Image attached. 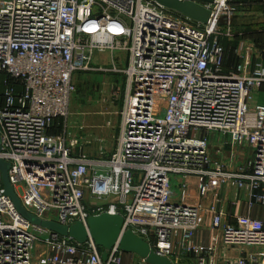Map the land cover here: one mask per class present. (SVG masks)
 Wrapping results in <instances>:
<instances>
[{
	"label": "built area",
	"instance_id": "2783aa9c",
	"mask_svg": "<svg viewBox=\"0 0 264 264\" xmlns=\"http://www.w3.org/2000/svg\"><path fill=\"white\" fill-rule=\"evenodd\" d=\"M201 5L208 24L154 0H0V159L28 213L87 229L93 216L121 215L123 232L172 264H264L254 215L264 208V104H253L264 65L241 40L227 67L221 40L234 38L244 0ZM116 52L127 53L118 143L108 160H91L87 135L68 122L73 80L104 70L97 53ZM211 134L226 139L227 161L212 158ZM193 191L206 203L189 202ZM244 205L248 215L233 213ZM204 217L207 245L197 240ZM108 253L105 262L91 237L79 244L24 218L0 172V264H123L119 247Z\"/></svg>",
	"mask_w": 264,
	"mask_h": 264
},
{
	"label": "rangeland",
	"instance_id": "374dc122",
	"mask_svg": "<svg viewBox=\"0 0 264 264\" xmlns=\"http://www.w3.org/2000/svg\"><path fill=\"white\" fill-rule=\"evenodd\" d=\"M244 1L246 3L243 8L245 12L241 13L242 17L236 21L237 26L233 30L236 38L231 39L230 42L224 41L229 57L231 53L236 55L239 47L236 39L239 36H244L248 40L250 37L255 39L257 48L264 51V44L260 41L259 34L254 33L256 29L264 30V4L259 0L255 5L248 4L247 0ZM126 58L127 53L125 52H116L114 58L110 53H97L93 65L104 67V70L79 72L74 77L76 90L72 98L68 122L76 131L83 129L87 135L86 142H82V155L88 159L108 160L117 147L121 112L127 96L126 78L122 72L127 63ZM255 94L254 103L264 104V92L257 91ZM59 123L63 124V121ZM80 132L77 133L80 134ZM218 141L215 135H210L211 144ZM173 189L176 194L180 195L177 187ZM87 201L90 204L92 202L107 204L113 201V197L98 201L91 199L88 195Z\"/></svg>",
	"mask_w": 264,
	"mask_h": 264
},
{
	"label": "water",
	"instance_id": "95a60500",
	"mask_svg": "<svg viewBox=\"0 0 264 264\" xmlns=\"http://www.w3.org/2000/svg\"><path fill=\"white\" fill-rule=\"evenodd\" d=\"M162 7L187 16L195 22L208 24L212 20V12L203 5L191 0H154ZM220 25H225L224 19L219 20ZM2 152L0 141V153ZM10 165L0 159V172L6 194L13 200L18 212L34 225L50 230L55 234L71 238L79 244H85L89 238L103 250V260H108L109 251L119 247L122 253L135 254L146 264H172L170 260L158 255L151 245L144 239L138 237L132 231L123 232L124 218L121 215H110L108 213L93 216L88 220L89 229L78 222L72 226H63L56 222L44 221L28 213L22 202L17 197L9 179Z\"/></svg>",
	"mask_w": 264,
	"mask_h": 264
},
{
	"label": "crops",
	"instance_id": "0c3cea01",
	"mask_svg": "<svg viewBox=\"0 0 264 264\" xmlns=\"http://www.w3.org/2000/svg\"><path fill=\"white\" fill-rule=\"evenodd\" d=\"M249 4L251 5V3H249ZM254 33L259 34L260 41H262V43L264 44V30H262V29H256V31ZM250 39L248 40L247 38H245V39H242V40H248L249 42H251L253 45L256 46V60H257V62H259V63H261V64L264 65V57H263V52L264 51L261 50L260 48L259 49L257 48L255 39H253L251 37H250ZM258 50H259L260 53L258 52ZM227 64L228 65L230 64L228 60H227ZM260 91L264 92V86L261 88ZM255 95L256 94L253 95V104H255L254 103V97H255ZM256 99H258V97H256ZM257 103L258 102H256V104ZM215 139L216 140L219 139V141L217 143H215V144H211V149H210L211 152L210 153H211L212 158L214 160H217V161H219V160L227 161L228 160L227 157L225 155H221L219 153V151H220V144H221V142L224 143L226 139L223 138L222 136H217V135H215ZM226 149H227V151H229V146H228V148L226 147ZM188 201L191 202V203H193V204H198V203H202V201H204L206 203L207 199H205L203 196H201L198 192L193 191L191 193V195L189 196ZM233 213L235 215L236 214H244V215H248L249 214L248 209H247V206H245V205L242 206L240 209H236L235 211H233ZM254 215L256 217H258L259 219L264 220V208L263 207L258 208V210H256L254 212ZM210 225H211V219L209 217H204L202 219L200 232L197 235V240L200 243H202V244H206L207 245L210 242V237H211ZM230 255L233 258H239V257H241V254H237V253L236 254L231 253ZM121 260H122V263L123 264H142V259L139 258L135 254H125V253H122Z\"/></svg>",
	"mask_w": 264,
	"mask_h": 264
},
{
	"label": "trees",
	"instance_id": "16d2710c",
	"mask_svg": "<svg viewBox=\"0 0 264 264\" xmlns=\"http://www.w3.org/2000/svg\"><path fill=\"white\" fill-rule=\"evenodd\" d=\"M198 2H200L201 4H207L209 1H211V0H197ZM259 1H261L262 3H263V0H259ZM245 2V1H244ZM248 4L249 3H251V4H253V5H255V3H257L258 1L257 0H247L246 1ZM245 5H246V3H244ZM264 4V3H263ZM242 17V15H240L237 19H235V21H234V23H233V30L236 28V26H237V23H236V21L239 19V18H241ZM236 37H235V35H234V39H235ZM242 39H245V37L244 36H239L237 39H236V41L238 42V44H239V42L242 40ZM224 41H229L230 42V40H228V39H226V38H224V39H222L221 40V42H222V44H223V46H224ZM232 41V40H231ZM225 48V50H226V47H224ZM226 56H227V60L229 61V65L227 64V67L228 68H230V67H232V66H234V65H236L237 63H238V59H237V57H236V55H234L233 53H231V55H230V57L228 56V51L226 50ZM55 132H57V131H55ZM102 250V249H101ZM103 251V250H102Z\"/></svg>",
	"mask_w": 264,
	"mask_h": 264
}]
</instances>
